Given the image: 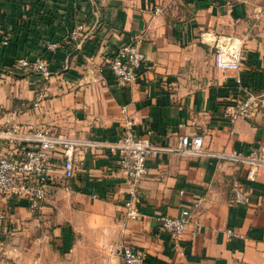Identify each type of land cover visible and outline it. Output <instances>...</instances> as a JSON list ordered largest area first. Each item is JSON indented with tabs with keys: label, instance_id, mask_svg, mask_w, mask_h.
I'll list each match as a JSON object with an SVG mask.
<instances>
[{
	"label": "crops",
	"instance_id": "1",
	"mask_svg": "<svg viewBox=\"0 0 264 264\" xmlns=\"http://www.w3.org/2000/svg\"><path fill=\"white\" fill-rule=\"evenodd\" d=\"M79 23L85 31L72 39ZM217 35L243 43L239 71L216 65ZM130 41L145 59L136 82L121 87L110 62ZM21 56L47 58L49 72L16 68ZM263 87L264 0H0V155L43 127L79 141L71 178L62 150L54 152L38 208L0 194V264H45L53 249L77 257L96 249L120 264L110 250L120 242L145 253V264H264V165L250 179L248 162L162 151L139 187L144 216L125 220L129 182L110 147L127 105L134 131L161 146L198 133L211 150L248 153L264 142V112L233 122L225 108ZM237 180L249 189L247 204L231 202ZM184 208L199 223L179 236L163 230L160 217ZM228 228L243 236L229 238Z\"/></svg>",
	"mask_w": 264,
	"mask_h": 264
},
{
	"label": "built area",
	"instance_id": "2",
	"mask_svg": "<svg viewBox=\"0 0 264 264\" xmlns=\"http://www.w3.org/2000/svg\"><path fill=\"white\" fill-rule=\"evenodd\" d=\"M160 10L161 7L156 8V11ZM84 31L85 24L79 23L71 31V38H79ZM207 35V32H203L202 38L206 39ZM243 48V43L238 39L232 36L217 35L214 51L216 65L223 69L239 71L243 66ZM144 59L145 55L137 42L130 41L120 45L110 62L117 85L124 87L135 83ZM15 66L24 71L32 69L43 74L49 72V61L42 56L34 59L27 56L18 57ZM238 80L240 79L238 78ZM35 105H38V102H35ZM121 111L123 129L118 140L110 143V147L112 150L118 151L119 164L126 173L129 182V192L123 203V218L125 220H136L144 216L139 206V187L147 174L148 159L162 151L248 162L250 163L248 173L250 179H255L257 167L264 165V142L252 146L248 153L238 149L215 151L207 146L202 134L180 133L175 145L164 147L153 142L150 137L140 136L134 131L135 119L128 112L127 105H123ZM261 112H264V87L258 91L247 89L242 97L233 99V102L225 108V115L233 122L239 118L252 117ZM8 121L11 122V119ZM15 129L17 126L12 123V128L5 133L11 136ZM28 142L18 151L0 155V194L9 198H27L30 207L36 209L41 205L46 195L47 185L51 178L50 170L53 165L54 152L58 148L62 150L64 175L71 178L75 175L74 154L79 141L43 127L35 130ZM250 200L249 189L243 182L235 181L232 204H247ZM200 201L196 203V206ZM5 217L6 213L0 212V218ZM192 217V208H184L177 216L162 215L160 217L161 227L174 236H179L191 221L199 223ZM226 234L229 238L243 236L232 228H228ZM110 250L120 258V264L146 263L145 253L133 248L129 243H114Z\"/></svg>",
	"mask_w": 264,
	"mask_h": 264
},
{
	"label": "rangeland",
	"instance_id": "3",
	"mask_svg": "<svg viewBox=\"0 0 264 264\" xmlns=\"http://www.w3.org/2000/svg\"><path fill=\"white\" fill-rule=\"evenodd\" d=\"M92 257L72 256L71 252H59L57 249L46 252L45 264H112L113 255L106 252L104 255L98 254L95 249Z\"/></svg>",
	"mask_w": 264,
	"mask_h": 264
},
{
	"label": "water",
	"instance_id": "4",
	"mask_svg": "<svg viewBox=\"0 0 264 264\" xmlns=\"http://www.w3.org/2000/svg\"><path fill=\"white\" fill-rule=\"evenodd\" d=\"M24 72H35L32 69H26Z\"/></svg>",
	"mask_w": 264,
	"mask_h": 264
}]
</instances>
